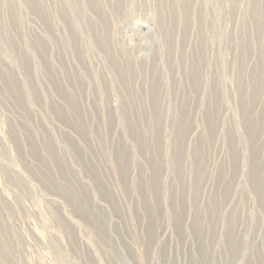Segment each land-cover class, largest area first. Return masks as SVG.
<instances>
[{
  "label": "rangeland",
  "instance_id": "1",
  "mask_svg": "<svg viewBox=\"0 0 264 264\" xmlns=\"http://www.w3.org/2000/svg\"><path fill=\"white\" fill-rule=\"evenodd\" d=\"M0 264H264V0H0Z\"/></svg>",
  "mask_w": 264,
  "mask_h": 264
}]
</instances>
